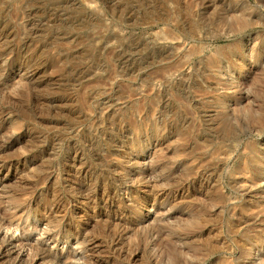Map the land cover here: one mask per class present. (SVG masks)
Returning a JSON list of instances; mask_svg holds the SVG:
<instances>
[{
	"label": "rangeland",
	"instance_id": "374dc122",
	"mask_svg": "<svg viewBox=\"0 0 264 264\" xmlns=\"http://www.w3.org/2000/svg\"><path fill=\"white\" fill-rule=\"evenodd\" d=\"M0 264H264V0H0Z\"/></svg>",
	"mask_w": 264,
	"mask_h": 264
}]
</instances>
